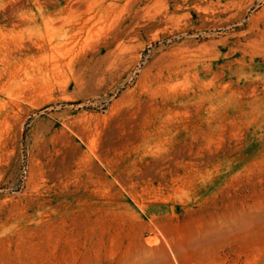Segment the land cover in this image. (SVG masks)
<instances>
[{
	"label": "rangeland",
	"instance_id": "1",
	"mask_svg": "<svg viewBox=\"0 0 264 264\" xmlns=\"http://www.w3.org/2000/svg\"><path fill=\"white\" fill-rule=\"evenodd\" d=\"M0 264H264V0H0Z\"/></svg>",
	"mask_w": 264,
	"mask_h": 264
},
{
	"label": "bare ground",
	"instance_id": "2",
	"mask_svg": "<svg viewBox=\"0 0 264 264\" xmlns=\"http://www.w3.org/2000/svg\"><path fill=\"white\" fill-rule=\"evenodd\" d=\"M90 5H91V4H90ZM90 5H89V6H90ZM84 6H85L84 8H86V4H85ZM74 7H75V6H73V9H71V10L74 11L75 8H76V9H77V8H80V6H79V7H75V8H74ZM82 7H83V6H81V8H82ZM88 8H89V7H88ZM86 9H87V8H86ZM79 10H80V9H79ZM79 10H75V11L78 12ZM82 10H83V9H82ZM73 11H71V12H73ZM79 12H80V11H79ZM76 14H77V13H76ZM82 16H85V15H82Z\"/></svg>",
	"mask_w": 264,
	"mask_h": 264
}]
</instances>
